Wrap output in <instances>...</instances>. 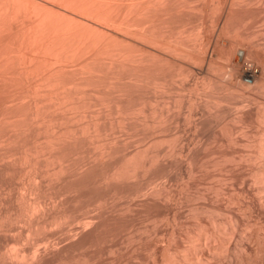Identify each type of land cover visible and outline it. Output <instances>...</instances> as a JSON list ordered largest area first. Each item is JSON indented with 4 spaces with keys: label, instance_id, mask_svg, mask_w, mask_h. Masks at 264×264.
I'll return each mask as SVG.
<instances>
[{
    "label": "bare ground",
    "instance_id": "obj_1",
    "mask_svg": "<svg viewBox=\"0 0 264 264\" xmlns=\"http://www.w3.org/2000/svg\"><path fill=\"white\" fill-rule=\"evenodd\" d=\"M178 1L0 0V264H75L110 212L141 208L168 264H264V37L220 35L264 0H214L189 43ZM174 186L218 205L182 215Z\"/></svg>",
    "mask_w": 264,
    "mask_h": 264
},
{
    "label": "rangeland",
    "instance_id": "obj_2",
    "mask_svg": "<svg viewBox=\"0 0 264 264\" xmlns=\"http://www.w3.org/2000/svg\"><path fill=\"white\" fill-rule=\"evenodd\" d=\"M213 1H211V0H195V1L194 0H187L184 2L178 1V3H176L174 6L175 11L173 10L174 12H173V17H172V18H175V19H173L174 22L172 23V25L174 24L173 26L176 28L175 34L178 35L180 33V35H178L177 37H182L181 35H184L183 37H186L184 39L188 40V39H190V37H191V39L192 38L194 39L195 33L198 30L197 27H198V22L200 21V19L203 17L202 20H205L207 18V15H209V16L211 15V17H213L212 14L216 13V12H214L215 8H216L215 7L216 2L214 1V3H213ZM209 2H210V4H209ZM212 4H214V5H212ZM203 7H205V8H203ZM252 7H253V9L251 8V11L247 15V17H248L247 21L250 19H253V20L240 23L239 20L237 19L238 22H236L234 19L236 17L238 18L240 16V14H239V16L236 14L237 16L235 15V18H233L231 20L233 22L228 24V26H227L228 28L226 29L227 32L225 30V32H223V34L222 33L220 34L221 37H223L224 34H226V35L223 38H225L227 40H232V37H233V40H237V37H238V41H240V42H241V39L243 42H247V40L250 41L251 38L256 39L254 37H257V39L264 37V23H263V21H264V10L262 9L261 4L260 5L258 4V6L256 4H254ZM196 10H198V11H196ZM210 10H212L213 12ZM176 13H177V15H175ZM195 15H196V17H195ZM198 16H201V17H198ZM211 17H209L208 19L210 20ZM195 20H196V22H195ZM209 22H211V20ZM185 23H186L187 27L184 26ZM245 25H247V27ZM236 29H237V31H236ZM241 29H242V31H241ZM260 31L262 33H259ZM228 32H230V33H228ZM188 33H189V35H188ZM256 33H258L259 35L257 34L258 35L257 36ZM176 35H175V38H177ZM227 36L229 38H227ZM239 36H240V38H239ZM251 36H254V37H251ZM193 39H192V41L186 40V42H188V43L193 42ZM244 39H246V40H244ZM219 55L220 54L218 52L216 57L214 56L217 60H215V58L213 57V59H214L213 61H216L215 67H216V69H218V70L215 69L216 73L218 71L217 75L215 72H211V71H214V69L213 70L211 69V71L208 70L207 73L205 72L206 75L209 77L212 74L213 75L215 74L217 77L213 76V75H212V77H213V79L215 77V79H217L215 81L218 83L221 82L220 78L224 74L223 67H225V69H226V62H225L226 59H224L225 56L222 57L221 55L220 56ZM218 57H220L221 59ZM220 60H222V62H223L222 64L224 66L221 65ZM251 60L253 61L254 59H251ZM186 63L181 64V67L184 68V69H182L183 71H185L184 73H186V70H188L191 67V63H188V64H186ZM188 65H190V66H188ZM219 65L223 66L222 69H220L221 67ZM258 66L260 68L261 63ZM221 70H223V71L221 72ZM209 72H211V74ZM219 72H221L222 75ZM224 76L225 75H223L222 78H225V81H228V79ZM176 79H178V78H176ZM188 79H190V78H188ZM192 81H194L192 78L190 80H187V82H190V83H192ZM225 81L223 79L222 83ZM222 83H219V84L221 86H223ZM176 84L181 85V80H179V79L176 80ZM255 90L253 89L252 93H254V95L258 94L257 96H259L260 92L255 91ZM232 91L234 92V90H232ZM237 91L239 92L240 90H237ZM237 91L235 90V92H237ZM235 92L233 94H236ZM237 96L238 95H236V97ZM105 111H104V113H106V114H107V112H109V111H107V112H105ZM183 112L188 113V110L185 108V110ZM73 121L76 122L77 119H75ZM181 129H185V132L190 131V127H187L183 124H181ZM222 150L224 152L229 151L226 143H225V146ZM222 155L223 154L218 155L217 159H221ZM8 157H6L7 163H8V160L10 161V158H8ZM13 158L14 157H11V159H13ZM10 162H12V160ZM2 163H4V162H2ZM16 177L19 178V176H15V179H16ZM17 180L18 179H16L15 181H17ZM19 182H20V180H19ZM203 182H204V184H208V185L213 184V182L209 178L205 179ZM19 188L21 189L22 187L20 186ZM20 189H19V191L22 192L23 189H21V190ZM173 192L176 193L177 196L179 197V199L181 200L184 211H185V213H183L182 215H185V216L188 213L187 210H190L192 205H197V206L204 205V206L208 207L209 209H213L218 205V202H219L215 197L214 188H209L208 190H204L203 186L199 189H196L194 187L191 189V191L189 193L188 192L186 193V192H179L178 189L175 188V186H174ZM201 192L204 193L205 198L200 197L202 195ZM169 210H171V209H168L167 211H169ZM222 210H223V212H225L226 211L225 207H222ZM190 215H193V212L191 210H190ZM151 216H152V213H148L147 210L143 209V208H141L139 210L138 214H135L133 216H126V215H121V214L116 213V212H110L108 215V219L105 222V224L103 226H101L100 229L91 238L88 239V242L81 247H77L75 249L70 250L68 252V256L70 259H72V262H74L75 264L78 263V262H75V260L79 256L94 259L93 262H91L90 264H168L166 261L163 260V249L161 247L154 249L153 245L149 244L146 241L147 235L145 233V230L147 228H151V222H150ZM201 217H202V220L207 223V216L202 215ZM222 217H224V216H222ZM189 222H190L189 229L191 231L195 232L196 228L194 225V218H190ZM161 230H163V229L161 228ZM128 235H132L133 238L135 239V241L133 243L126 242ZM179 244L181 246L185 247L184 243L180 242ZM242 244L249 251V253L251 254L252 257H256L255 256L256 251L259 249V245L256 243V241H254V240L248 241V242H245ZM175 247H176L175 245H172L170 248V251L175 252ZM109 248H112L113 250H109ZM254 260L256 261V258ZM235 263L236 262L234 259L232 261H230L225 255H219V256H215L211 260L210 264H235ZM53 264H59V263L55 262ZM236 264H238V263H236Z\"/></svg>",
    "mask_w": 264,
    "mask_h": 264
}]
</instances>
